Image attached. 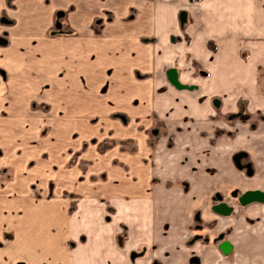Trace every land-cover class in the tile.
<instances>
[{"label":"crops","instance_id":"0c3cea01","mask_svg":"<svg viewBox=\"0 0 264 264\" xmlns=\"http://www.w3.org/2000/svg\"><path fill=\"white\" fill-rule=\"evenodd\" d=\"M184 51L194 93L159 76ZM0 73V264H264V0H0ZM99 98L124 107L123 129L154 115L171 145L163 137L129 175L89 186L82 154L69 160ZM239 105L245 119L234 120ZM235 152L260 183L233 167ZM229 186L262 199L222 217L210 209L224 255L214 237L186 234L200 199Z\"/></svg>","mask_w":264,"mask_h":264},{"label":"rangeland","instance_id":"374dc122","mask_svg":"<svg viewBox=\"0 0 264 264\" xmlns=\"http://www.w3.org/2000/svg\"><path fill=\"white\" fill-rule=\"evenodd\" d=\"M168 43L182 45L187 43V40L185 36L174 35L172 36L171 40H168ZM207 47L211 50L213 49L211 47V43H207ZM172 56L173 55H171V57ZM180 57V60H165L164 63H167V65L164 66L163 71H159V76L163 81H166L167 84H170L168 82L166 73L169 70H173L175 72L176 80L182 86L181 90H185L188 93H194L198 89L192 81L194 73L197 71V67L194 65L195 63L191 59V57H189L188 54L186 55L185 51L184 53L182 52L180 54ZM57 74L60 75L61 72H57ZM200 75L205 76V73H200ZM99 101L100 98L99 100L89 104V111L87 112V114H85V116H87L86 122L88 123V126L86 129H83L85 131L82 130L83 137L81 138H83V140L80 144L79 150L73 151L69 160L71 165H75V163H77V161L79 160V156L82 154L80 164L78 163V170L82 173V175L86 176L89 186H92L98 180H105L107 176H111L112 179H115L118 175L119 177H121V174L129 175V172L131 171L130 166L128 165L130 163V160L133 159V157L136 155L142 162L145 157L144 150H146V147L148 148L147 153L149 152V150H151L153 153L155 146L157 145L158 147V145L162 143L159 141H161L163 137V141L167 145V147H170L171 145V142L169 141L170 138H166L165 136L163 125L161 124L160 120L157 119L154 115L147 116V121H150V125L148 127L145 124L146 120L144 121L141 119H135L133 121H130L129 127L123 129L119 126H122V124H125L126 121H128L125 114L121 113V110H124V107L122 106V108L121 106H117L118 110L116 109L114 111L111 109L112 105H110L111 107L106 108ZM52 106L54 105L52 104ZM30 109L45 112L48 110V105L31 103ZM57 109L60 108L58 107ZM61 112H63V110ZM61 112L57 111L58 114ZM244 115L245 113L241 105H239L237 108V112L233 113L231 117L234 120H241L245 119ZM44 119L45 121L48 120V123H51V119ZM46 128L47 127L45 126L43 127V130L40 131L41 139L42 136H45ZM133 130H136L135 133L139 132L141 134V138L139 140H134L132 138V134H135ZM76 138L77 134L75 132V134H73L72 136V139L74 140ZM60 139L64 140L62 139V137H60ZM16 140L17 144H20L19 137ZM65 143H69L67 136L65 137ZM238 157H241L240 152H235L231 156V163H233V167H236V169L241 172L243 170L245 179L248 180L250 184L254 181H256V183L257 181L259 182L261 177L256 176V174H258V168L256 166H251V163L242 166L241 161H239ZM148 159H150V157H148ZM192 167L194 168L195 165L191 166L190 171L196 168L195 167L193 169ZM99 173H101L100 177H96V175ZM6 175L7 174H4V172L0 173V176H2L3 179H6ZM145 176L146 175L144 174L143 178ZM81 179L82 177L78 178V180ZM190 186L191 185L189 184L183 183V189L185 191H187ZM258 186V188L264 190V184H258ZM236 190L238 189L230 186L222 189L215 188L214 190L209 191L207 199L206 197L205 199H200V211L194 216V231L192 232V234H186V238L195 237L194 239L206 240V238L210 236L212 238L214 237L213 240L215 243H217V245L224 241L228 242L224 238L222 224L219 223V218L217 217V220H212L210 209L212 206L217 205L218 203L225 204L228 202L231 206H228L226 204L225 205L232 210L238 198L236 195ZM71 202L72 204H74L73 200ZM73 206L74 205H71L72 209ZM104 211L106 220H112L114 216V209L111 206L104 205ZM227 238L229 240V237ZM139 256L142 255H140L139 253Z\"/></svg>","mask_w":264,"mask_h":264},{"label":"water","instance_id":"95a60500","mask_svg":"<svg viewBox=\"0 0 264 264\" xmlns=\"http://www.w3.org/2000/svg\"><path fill=\"white\" fill-rule=\"evenodd\" d=\"M183 16V15H182ZM168 82L171 86H173L176 89H181L182 86L177 82L175 72L173 70H169L166 73ZM262 199V194H259L258 192H247L242 197H240L237 202L243 206L250 202H260ZM212 212H214L217 215L220 216H227L231 212V208L226 206L223 203H219L217 205H214L211 208ZM219 249L223 254H227L230 251V246L228 243L223 242L219 245Z\"/></svg>","mask_w":264,"mask_h":264},{"label":"flooded vegetation","instance_id":"af4514ba","mask_svg":"<svg viewBox=\"0 0 264 264\" xmlns=\"http://www.w3.org/2000/svg\"><path fill=\"white\" fill-rule=\"evenodd\" d=\"M177 82H178V81H177ZM236 203H237L239 206H241L237 201H236ZM218 204H219V203H218ZM245 205H246V204H245ZM243 206H244V205H243ZM212 207H213V206H212ZM213 213H214V212H213ZM219 216H220V215H219ZM224 242H226V241H224ZM221 243H223V242H221ZM221 243H219V245H220ZM226 243H227V242H226ZM219 245H218V246H219ZM229 246H230V245H229ZM221 253H222V252H221ZM228 253H229V252H228ZM228 253H227V254H228ZM222 254H223V253H222ZM224 255H226V254H224Z\"/></svg>","mask_w":264,"mask_h":264}]
</instances>
